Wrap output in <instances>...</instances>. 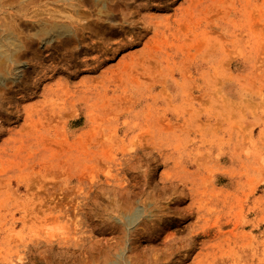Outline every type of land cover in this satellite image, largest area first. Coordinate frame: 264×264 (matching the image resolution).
Segmentation results:
<instances>
[{"label": "rangeland", "instance_id": "1", "mask_svg": "<svg viewBox=\"0 0 264 264\" xmlns=\"http://www.w3.org/2000/svg\"><path fill=\"white\" fill-rule=\"evenodd\" d=\"M0 32V264H264V0H0Z\"/></svg>", "mask_w": 264, "mask_h": 264}, {"label": "bare ground", "instance_id": "2", "mask_svg": "<svg viewBox=\"0 0 264 264\" xmlns=\"http://www.w3.org/2000/svg\"><path fill=\"white\" fill-rule=\"evenodd\" d=\"M70 29L67 26L64 25H53L51 27V31L53 33H62V34H66ZM1 33V32H0ZM12 42V40L7 37V36H0V56L2 57L4 56H8L10 53V43ZM10 57V55H9ZM2 61V60H0ZM1 74H0V78H1ZM31 108V107H30ZM142 209V208H141ZM143 210V209H142ZM141 213L140 209H135V211H133L132 213L126 215L125 217H127V221L129 224H133L134 221L137 220L139 214ZM137 222V221H136ZM124 255V254H123ZM116 258V257H115ZM96 262V260H95ZM110 264H126L124 261V257H117L115 260L110 261Z\"/></svg>", "mask_w": 264, "mask_h": 264}]
</instances>
